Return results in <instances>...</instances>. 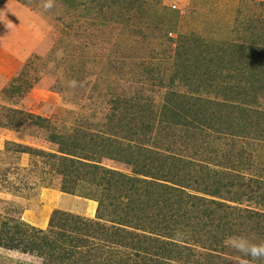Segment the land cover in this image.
Instances as JSON below:
<instances>
[{"label":"rangeland","instance_id":"obj_1","mask_svg":"<svg viewBox=\"0 0 264 264\" xmlns=\"http://www.w3.org/2000/svg\"><path fill=\"white\" fill-rule=\"evenodd\" d=\"M173 94L204 124L159 119ZM139 110L153 117L147 144L176 156L195 203L223 206L224 229H197L188 249L112 243L116 216L97 214L102 185L60 173L72 155L53 139L82 163L133 175L120 155L135 148ZM14 220L33 236L72 237L84 264H264L230 246L264 244V0H2L0 222ZM43 259L0 245V264Z\"/></svg>","mask_w":264,"mask_h":264},{"label":"trees","instance_id":"obj_2","mask_svg":"<svg viewBox=\"0 0 264 264\" xmlns=\"http://www.w3.org/2000/svg\"><path fill=\"white\" fill-rule=\"evenodd\" d=\"M258 72L260 69L253 74ZM174 97V94L170 96V108L163 106L159 111V119L167 124H174L173 126L181 125L185 129L192 128L186 126L188 123L194 128L198 123L204 124V122H199L200 117L194 114L192 108L182 107L179 99L174 103ZM140 101V98H136V102L140 103ZM200 113L201 117L205 119L206 116L203 112ZM134 116L137 120L136 124H140L132 125L128 138L133 142L135 148L129 146L127 154L126 152L121 153L125 149H116L113 152H120L123 154L120 156H127L126 162L134 167L133 175L98 165V161L89 163L91 159L85 157L88 161L82 163L79 158L73 157L75 156L73 149L65 147V143L63 146L62 141L53 139L59 143L60 152L72 155V157L61 156V165L63 162L69 161V169L67 170L65 167L66 169L60 170L64 182L69 177L75 181L86 178L90 182L102 185V194L98 198L97 214L101 218L102 212L109 210L111 214L116 216L117 221H113L117 224L111 227L112 243H120L123 242L121 240L124 238L130 240L132 238L137 243L124 242L125 246L141 251L157 248L166 252L175 248L179 241L182 244L175 249H188L187 245L195 241L194 231L197 229L210 230L211 226L214 227L213 231L214 229L217 231L224 229L227 225L224 222V217H215L218 213L217 209L223 208L221 203H215L217 209L195 203L198 196L185 191L189 188L185 183L187 184L191 178L184 179L185 177H182L181 173L184 169L180 168V163L174 164L171 160L177 161L176 156L173 158L164 155L160 153L161 151L159 152L157 146L147 144L146 134L150 133L154 126L152 115L146 117L144 112L139 110L134 112ZM167 128L168 125L163 129ZM167 160L173 164H166ZM82 170H84L83 173ZM63 190L72 193V191ZM212 200L208 199V202L214 203ZM197 207H201V209ZM194 209L197 210L196 214ZM94 224L95 228L92 227L91 230L97 229L99 231L101 229L105 232L102 228L103 225H100L99 222H94ZM26 227H30V225L21 220H14L13 223L1 221L0 245L8 249H23L24 252L37 253L46 259V261L43 259L41 264H84V252H80L76 256L73 248L69 246L72 237H60L58 239L59 236L51 231L52 229L44 235L33 236L27 234ZM125 227H131L140 232H134ZM74 229L78 230L79 227H74Z\"/></svg>","mask_w":264,"mask_h":264},{"label":"clouds","instance_id":"obj_3","mask_svg":"<svg viewBox=\"0 0 264 264\" xmlns=\"http://www.w3.org/2000/svg\"><path fill=\"white\" fill-rule=\"evenodd\" d=\"M45 8H50V3L44 4ZM230 246L239 252L243 253L246 256L252 258V260L264 259V244H247L246 242H236V239L233 237L230 239Z\"/></svg>","mask_w":264,"mask_h":264}]
</instances>
